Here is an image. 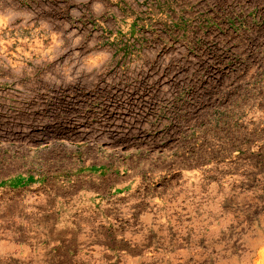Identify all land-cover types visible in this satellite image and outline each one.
I'll return each mask as SVG.
<instances>
[{
  "label": "rangeland",
  "instance_id": "374dc122",
  "mask_svg": "<svg viewBox=\"0 0 264 264\" xmlns=\"http://www.w3.org/2000/svg\"><path fill=\"white\" fill-rule=\"evenodd\" d=\"M0 264H264V0H0Z\"/></svg>",
  "mask_w": 264,
  "mask_h": 264
}]
</instances>
